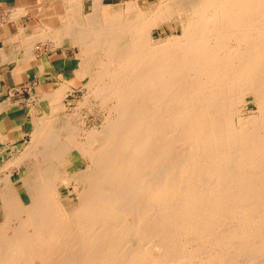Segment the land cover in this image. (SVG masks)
I'll use <instances>...</instances> for the list:
<instances>
[{
	"label": "bare ground",
	"instance_id": "6f19581e",
	"mask_svg": "<svg viewBox=\"0 0 264 264\" xmlns=\"http://www.w3.org/2000/svg\"><path fill=\"white\" fill-rule=\"evenodd\" d=\"M50 1L24 53L79 45L86 116L67 84L31 108L0 264H264V0Z\"/></svg>",
	"mask_w": 264,
	"mask_h": 264
},
{
	"label": "crops",
	"instance_id": "0c3cea01",
	"mask_svg": "<svg viewBox=\"0 0 264 264\" xmlns=\"http://www.w3.org/2000/svg\"><path fill=\"white\" fill-rule=\"evenodd\" d=\"M44 1L0 0V153H4L0 163H6L13 158V151L23 148L25 98L40 100L42 94L62 84L69 87L66 97L78 87L74 61L66 49L43 47L37 41L32 52L24 53L23 38L39 23Z\"/></svg>",
	"mask_w": 264,
	"mask_h": 264
},
{
	"label": "rangeland",
	"instance_id": "374dc122",
	"mask_svg": "<svg viewBox=\"0 0 264 264\" xmlns=\"http://www.w3.org/2000/svg\"><path fill=\"white\" fill-rule=\"evenodd\" d=\"M92 1L93 0H77V1H75V2H71V3H69L68 1H64L65 3H67L68 5H70L71 4V7H72V5H73V7L75 8V10H77V16H76V18L77 19H82V20H84V14L89 10V7H90V5L92 4ZM124 0H110V3H112V4H119V3H122ZM141 2H144V4L146 3V4H150V5H153V4H155V3H157V0H140ZM43 4H44V8L46 9V8H49L50 6H51V1L50 0H45L44 2H43ZM145 4V5H146ZM82 9V10H81ZM88 9V10H87ZM78 10H79V12H78ZM71 13V12H70ZM70 13L68 14L69 16H71L70 15ZM173 22V21H172ZM169 23L170 22H164L163 23V27H164V29H162L161 27H156V28H153V30H152V35H153V37L156 39V38H158V37H161V36H166V35H170L171 34V32L173 31V30H171L170 28H169ZM166 26V27H165ZM176 27V26H175ZM176 33H178V29L176 28ZM38 41H40V42H42V46L43 47H45V46H47V47H50V48H61V49H66V51H67V54L70 56V58H72L73 59V61H75L76 60V55L80 52L79 51V45L78 44H75L73 41H72V38H70V37H64L63 38V41H62V43L60 44V45H58V46H54V44L53 43H51V42H49V41H46V40H38ZM37 42V41H36ZM74 48V49H73ZM35 48H33V50H34ZM79 51V52H78ZM78 52V53H77ZM76 73V72H75ZM78 74V75H77ZM82 74H80V73H76V76H77V90L76 91H74L73 93H72V95H68V96H66L65 98H64V100H63V102H64V104H65V106H66V111L67 112H72L73 113V115H72V117L74 118V117H77V118H80V117H82V116H86V114H85V111H86V108L85 107H83V108H80L79 110H78V112H77V104H78V101L82 98V95L86 92V86L84 85V84H86V81H87V79H88V77L87 76H81ZM50 93H47V94H42V96H41V98L43 97V96H45V95H49ZM41 98H40V100H41ZM249 98H251L250 96L248 97V99ZM40 100H34V99H32V98H25L24 99V128L26 129L25 131H24V142L25 143H23V145H22V149H21V151H20V148H19V150L17 151V152H15V151H13L12 153H13V158H10L11 160L12 159H14L15 158V156H17V155H19L22 151H24V148H25V146L28 144V142H29V131L28 130H30L31 129V122H30V119H28V116L30 115V110H31V108L32 107H34V106H36L39 102H40ZM38 101V102H37ZM49 103L51 104L52 103V101H49ZM47 104V103H46ZM38 106V105H37ZM42 107H39V109H38V111H41L42 109H41ZM77 113H76V112ZM71 113V114H72ZM78 114V115H77ZM37 116V115H36ZM92 118V116L91 115H88L87 116V119H91ZM26 141H28V142H26ZM19 152V153H18ZM15 153V154H14ZM18 153V154H17ZM1 154L3 155L4 153H0V156H1ZM73 158V161H74V163H68L66 166L68 167V171L69 172H71L72 170H73V168H75L76 166L74 165L75 163L77 164V166H79L80 165V163H79V161H78V157H77V155H73L72 156ZM76 157V158H75ZM1 159V158H0ZM10 159H8V161L10 160ZM7 161V162H8ZM4 164H5V162L4 163H0V177L1 176H3L4 174H6L7 172L11 175V177H12V179H13V181L15 182V184L18 186V188L20 189L19 191L22 193V188H21V185H20V179L21 178H23L24 177V173H25V165H24V163H19L18 165H15V164H13V166L12 165H10V167H8V168H4ZM70 164V165H69ZM2 166V167H1ZM4 174H3V173ZM69 187H71V186H69ZM66 188L65 186H63L62 187V192L64 193V194H68L71 198H73L74 197V192L73 191H69V189L71 190V188ZM64 189V190H63ZM23 197V196H22ZM24 198V197H23ZM172 260H176V258L174 259V258H172Z\"/></svg>",
	"mask_w": 264,
	"mask_h": 264
}]
</instances>
